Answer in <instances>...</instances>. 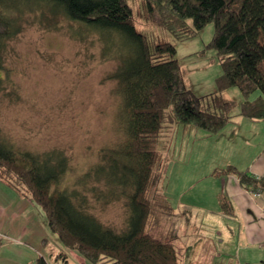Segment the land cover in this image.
<instances>
[{"label":"rangeland","instance_id":"obj_1","mask_svg":"<svg viewBox=\"0 0 264 264\" xmlns=\"http://www.w3.org/2000/svg\"><path fill=\"white\" fill-rule=\"evenodd\" d=\"M131 3L139 30L152 41L177 45L186 85L200 96L216 91L223 67L217 51L208 47L215 24L180 41L158 18L147 17L148 0ZM20 16L21 31L6 39L1 50L0 140L21 151H63L70 167L59 187L77 192L89 211L122 231L130 215V188L96 175L111 158L103 155L105 149L111 151L124 138L122 97L111 77L122 62L121 38L72 21L63 12L51 14L39 2ZM224 96L236 102L237 122L216 134L181 125L164 155L158 191L169 196L174 210L160 226L153 223L152 231L176 244L181 264H264V195L246 190L236 174L214 175L235 165L264 176V120L238 115L243 101L238 87ZM106 171L110 174V166ZM223 193L236 215L222 212ZM0 235L6 244L0 243V264H35L39 255L50 264H68L66 259L94 264L61 240L36 201L2 181Z\"/></svg>","mask_w":264,"mask_h":264},{"label":"trees","instance_id":"obj_2","mask_svg":"<svg viewBox=\"0 0 264 264\" xmlns=\"http://www.w3.org/2000/svg\"><path fill=\"white\" fill-rule=\"evenodd\" d=\"M34 2L45 4L51 14L63 12L72 21L105 34L116 32L121 38L122 62L111 77L117 79L122 97L124 138L111 151L105 149L103 155L111 158L108 165L97 168L96 175L130 188L127 225L122 231L106 225L83 205L85 198L79 201L77 192L59 187L70 167L63 151H21L0 140V181L36 201L61 240L94 264H181L175 243L157 238L152 231L174 210L169 196L158 191L165 175L164 155L181 125L216 134L234 122L236 102L224 96L232 87L243 94L238 115L264 120V0H148L147 17L158 18L180 41L215 24L208 47L217 51L223 73L217 78V90L203 96L186 85L177 45L152 41L139 30L131 0H0V69L6 39L21 31L20 13ZM3 87L0 79V90ZM230 174L264 195V176L235 165L214 172ZM220 202L224 213H235L226 193ZM35 264L50 263L39 255Z\"/></svg>","mask_w":264,"mask_h":264},{"label":"crops","instance_id":"obj_3","mask_svg":"<svg viewBox=\"0 0 264 264\" xmlns=\"http://www.w3.org/2000/svg\"><path fill=\"white\" fill-rule=\"evenodd\" d=\"M235 119H236V120H234V122H232V123L237 122V119H238V118H235ZM180 127H181V126H180ZM180 127H179V128H180ZM187 127H188V126H185L184 130L188 129ZM179 128H178L177 131H179ZM232 128H233V127H232ZM262 161H263V160H262ZM262 161H261V162H262ZM253 175H254V176H261V174H256V173H253ZM262 175H264V174H262ZM238 179H239V178H238ZM239 182H240V180H239ZM245 189L248 190V191H251V190H249V189H247V188H245ZM233 205H234V203H233ZM253 205H254V203H253ZM189 209L191 210V208H189V207H184V210H189ZM234 211H235V206H234ZM222 212H223V211H222ZM223 213H224V212H223ZM224 214H226V213H224ZM227 215H228V214H227ZM233 215H236V212H235ZM0 237H1V235H0ZM44 241H45V240H44ZM0 243L3 244V245H6V244L3 243L2 239H1ZM3 245H2V246H3ZM175 245H176V244H175ZM204 246L207 248V243H205ZM209 247H210V246H209ZM209 247H208L207 249H209ZM33 261H34V260H33ZM33 261H32V262H33ZM251 263H253V262H251ZM20 264H21V262H20ZM31 264H32V263H31ZM253 264H257V263H253Z\"/></svg>","mask_w":264,"mask_h":264},{"label":"built area","instance_id":"obj_4","mask_svg":"<svg viewBox=\"0 0 264 264\" xmlns=\"http://www.w3.org/2000/svg\"><path fill=\"white\" fill-rule=\"evenodd\" d=\"M256 193L261 194V193H259V192H256Z\"/></svg>","mask_w":264,"mask_h":264}]
</instances>
